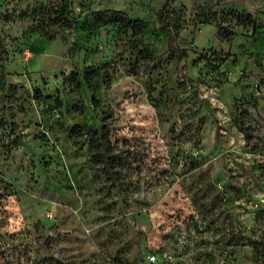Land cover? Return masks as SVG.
<instances>
[{
  "label": "rangeland",
  "instance_id": "374dc122",
  "mask_svg": "<svg viewBox=\"0 0 264 264\" xmlns=\"http://www.w3.org/2000/svg\"><path fill=\"white\" fill-rule=\"evenodd\" d=\"M258 199L264 0H0V264H264Z\"/></svg>",
  "mask_w": 264,
  "mask_h": 264
},
{
  "label": "built area",
  "instance_id": "2783aa9c",
  "mask_svg": "<svg viewBox=\"0 0 264 264\" xmlns=\"http://www.w3.org/2000/svg\"><path fill=\"white\" fill-rule=\"evenodd\" d=\"M246 155L251 156V153L246 154ZM250 206L255 211L260 210L261 208H264V200L258 199V200L251 201Z\"/></svg>",
  "mask_w": 264,
  "mask_h": 264
},
{
  "label": "trees",
  "instance_id": "16d2710c",
  "mask_svg": "<svg viewBox=\"0 0 264 264\" xmlns=\"http://www.w3.org/2000/svg\"><path fill=\"white\" fill-rule=\"evenodd\" d=\"M45 34H47V32H45ZM93 92V91H92Z\"/></svg>",
  "mask_w": 264,
  "mask_h": 264
}]
</instances>
